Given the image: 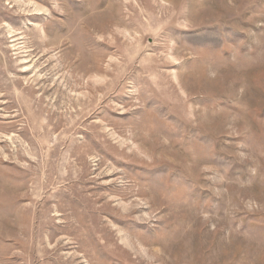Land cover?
Segmentation results:
<instances>
[{"label": "rangeland", "instance_id": "rangeland-1", "mask_svg": "<svg viewBox=\"0 0 264 264\" xmlns=\"http://www.w3.org/2000/svg\"><path fill=\"white\" fill-rule=\"evenodd\" d=\"M0 264H264V0H0Z\"/></svg>", "mask_w": 264, "mask_h": 264}, {"label": "bare ground", "instance_id": "bare-ground-1", "mask_svg": "<svg viewBox=\"0 0 264 264\" xmlns=\"http://www.w3.org/2000/svg\"><path fill=\"white\" fill-rule=\"evenodd\" d=\"M81 20V19H80ZM79 23V22H78ZM83 23V22H82ZM87 24V23H86ZM83 25V24H82ZM86 27V26H85Z\"/></svg>", "mask_w": 264, "mask_h": 264}]
</instances>
